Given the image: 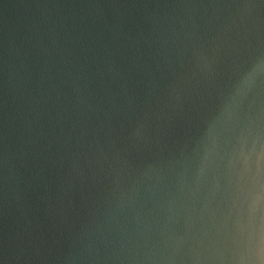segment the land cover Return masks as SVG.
I'll use <instances>...</instances> for the list:
<instances>
[{"label":"water","instance_id":"water-1","mask_svg":"<svg viewBox=\"0 0 264 264\" xmlns=\"http://www.w3.org/2000/svg\"><path fill=\"white\" fill-rule=\"evenodd\" d=\"M0 264H264V0H0Z\"/></svg>","mask_w":264,"mask_h":264}]
</instances>
